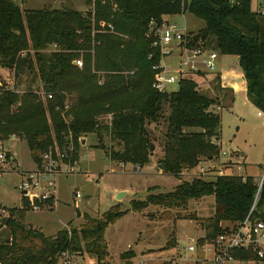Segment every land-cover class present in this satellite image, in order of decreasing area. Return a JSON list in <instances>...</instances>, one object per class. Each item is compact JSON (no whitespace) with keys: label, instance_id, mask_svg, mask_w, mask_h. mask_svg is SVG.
Returning a JSON list of instances; mask_svg holds the SVG:
<instances>
[{"label":"trees","instance_id":"16d2710c","mask_svg":"<svg viewBox=\"0 0 264 264\" xmlns=\"http://www.w3.org/2000/svg\"><path fill=\"white\" fill-rule=\"evenodd\" d=\"M184 2L116 0L114 9L110 2L97 0L95 12L83 14L72 9L23 12L12 0H0V68L14 71L16 79L24 75L38 79L46 94H53L44 103L32 89L23 94L4 91L0 96V144L13 136L23 137L33 162L41 167L43 154L57 153L55 143L60 150L68 148L74 163L88 135L102 138L108 133L112 143L123 146L122 151L111 148V161L141 167L150 162L153 145L146 127L160 122L167 107L170 113L165 118L167 132L158 168L182 179L202 161L220 160L222 117L212 109L215 100L201 94L197 84L186 78L176 92L161 94L153 89V66L160 63V55L146 37L149 22L160 24L165 16L183 14ZM187 13L205 22L199 40L194 38L193 44L214 43L220 54L237 57L247 83V97L264 112V14L253 12L252 0H189ZM102 21L105 26H101ZM110 25L115 32L110 31ZM53 46L56 50L47 55L46 50ZM79 57L83 59L82 69L74 64ZM143 80L145 89L149 80L152 90L144 91L140 102L125 98ZM0 86L6 88L1 79ZM73 95L76 103L68 113L75 117L68 124L61 115ZM121 102L110 124L105 126L94 118L96 111L108 109L106 105ZM257 193L254 177L181 180L173 192L133 201L132 211L162 208L156 219L173 221L168 247L174 248L177 217L173 209L214 196L213 217L198 220L189 216L200 221L205 237L213 240L223 232V224L240 223L249 216ZM26 211L10 209L9 216L0 220V228L9 230L7 239L0 242V264H60L61 255L67 252L86 259L94 257L96 264H108L106 230L127 213L115 206L99 218L86 214L79 227L69 225V229L47 236L24 225ZM263 212L264 184L252 217ZM133 257V251L122 255L125 264H132Z\"/></svg>","mask_w":264,"mask_h":264},{"label":"rangeland","instance_id":"374dc122","mask_svg":"<svg viewBox=\"0 0 264 264\" xmlns=\"http://www.w3.org/2000/svg\"><path fill=\"white\" fill-rule=\"evenodd\" d=\"M23 12L28 10H64L72 9L83 14L95 12V2L97 0H12ZM105 1V0H100ZM115 9L116 0H106ZM252 10L256 13L264 12V0H252ZM173 24H177L180 30L185 29L191 37L196 38L199 32L205 28V22L197 19L190 13L177 16H165ZM106 22L102 21L101 26ZM115 32V31H114ZM197 35V36H196ZM123 38L127 36L119 35ZM207 51H216L219 54L217 70L208 72L203 70L199 73L187 74L183 77L193 80L197 84L198 91L215 100L212 107L214 112L222 117L220 160H204L199 167L191 172H185L182 179L160 172L157 165L162 157L163 146L167 124L165 118L168 117L170 110L165 108L164 118L158 123L148 124L147 130L153 140L154 155L151 156L149 163L137 169L134 164H124L111 161L108 152L113 148L115 151H122L123 146L119 143H112L109 134L102 138L95 134L88 135L80 150L78 165L72 174H61L57 178L56 198L58 205L54 209H44L42 211H26L24 225L28 228L39 230L47 236H54L59 231L66 229L69 225L79 227L83 222V215H90L94 218L101 217L115 206H119L123 212H127L120 220L110 225L106 230V240L110 256L108 264H125L122 255L133 251L134 257L132 264H193L182 260L173 262L172 259L181 253L184 258L193 259L194 255L186 253V249L193 245V240H197L205 235L198 220L213 217L215 213V197L208 196L201 199L192 200L184 209H173L174 216L177 217L176 241L174 248L168 247L170 235L174 231L173 221H157L156 216L163 212L162 208L150 206L142 212L132 211L133 201H145L151 194L173 192L182 181H192L200 177L205 180H214L217 172L223 170L225 174L243 177H261L264 175V115L258 116L257 109L248 99L244 89L235 91L227 83L217 86L219 78L223 73H241L237 57L225 56L219 53L214 43H200ZM174 47V46H173ZM175 49V47H174ZM56 50L55 46L46 50L47 55ZM177 50L174 55L164 60L163 64L175 69L179 65V54ZM78 60L83 61L82 57ZM82 69V68H80ZM133 75L132 72H129ZM128 76V73L125 72ZM244 75V74H243ZM0 79L6 88L23 94L29 89L39 93V97L45 103L46 92L38 79L26 75L16 79L12 70L0 68ZM136 80L137 77L135 78ZM146 84L143 80L142 85L126 95L140 102L144 96V91L152 90L150 81ZM247 90V83L245 85ZM179 83L168 86V93L176 92ZM68 102L72 105L76 103V95L69 97ZM122 106L120 104L106 105L105 111H96L94 118L101 121L103 118L112 115ZM72 107V106H71ZM70 107V109H71ZM69 109V110H70ZM94 108L93 110H95ZM63 112L61 115L66 123L74 120L75 114ZM105 126L107 124L103 123ZM2 147L9 152L10 159L7 162V173L3 177L0 185V207L8 212L10 209H19L22 197L17 190L19 178L11 170L28 171L35 169L26 140L23 137L13 136L6 140ZM58 153L68 152L64 147L60 150L58 144H54ZM62 151V152H60ZM227 156L224 157L223 154ZM246 157V160L242 158ZM62 155V154H61ZM71 156V154H68ZM242 164V168L239 166ZM223 165V166H222ZM201 167L205 173L202 175ZM76 193H80V201L76 198ZM123 196L117 200L118 194ZM196 216L198 220H191L189 216ZM9 216V215H8ZM6 216V217H8ZM2 217H0V220ZM71 223V224H70ZM65 224V226H64ZM9 230L6 227L0 228V242L7 239ZM88 259L76 256L73 259L75 264H96V259L87 256ZM60 264H62L60 259Z\"/></svg>","mask_w":264,"mask_h":264},{"label":"built area","instance_id":"2783aa9c","mask_svg":"<svg viewBox=\"0 0 264 264\" xmlns=\"http://www.w3.org/2000/svg\"><path fill=\"white\" fill-rule=\"evenodd\" d=\"M109 29L112 33L114 32L111 25ZM146 37L151 40V47L160 55V63L153 66V89L158 93L170 94L167 91L168 86L180 84L187 74L199 73L203 70L208 72L217 70L219 54L216 51H207L203 45H194V37H191L186 29L185 32L180 30L177 24H173L168 19H164L160 24L151 20ZM176 50L180 59L179 65L173 69L163 62L166 58L173 56ZM74 64L79 68L84 66L81 60H76ZM7 90L11 89L0 86V96ZM45 97L46 100H51L53 94H46ZM71 106L72 104L67 102L64 110H69ZM60 109L57 107V110ZM263 115L264 112L259 111L258 116L262 117ZM111 120L112 117L108 116L103 118L101 122L110 124ZM69 151H72V148H69ZM223 156L226 157L227 155L224 153ZM8 160V152L0 145V185H2L4 175L8 172L6 168ZM70 160L67 151L58 154L49 151L43 154L41 167L28 171L11 170V173L16 174L19 178L17 190L22 197L20 209L26 208L28 211L38 212L48 208L52 201H56L57 178L61 174H72L78 165L79 160L74 163H71ZM120 166L124 167V164L121 163ZM241 168L242 164L239 166V169ZM137 169H140V166H137ZM200 170L203 175L205 173L204 168L201 167ZM184 174L186 175V173ZM216 174L217 176L228 175L223 170ZM200 176L197 178H201ZM254 180L258 185V193L249 216L240 223L223 224V232L213 240L207 239L205 235L193 240L194 244L186 249V253L194 255L195 258H184L181 253H178L172 259V263L184 260L193 264H264V212L256 218L252 217L263 188L264 175L256 177ZM76 198L80 201L81 194L76 193ZM8 215L9 212L0 207V217L4 218ZM75 257V254L63 253L61 262L62 264H75L73 263Z\"/></svg>","mask_w":264,"mask_h":264},{"label":"water","instance_id":"95a60500","mask_svg":"<svg viewBox=\"0 0 264 264\" xmlns=\"http://www.w3.org/2000/svg\"><path fill=\"white\" fill-rule=\"evenodd\" d=\"M188 6H189V0H185L184 6H183V14L188 12ZM199 40V37H196V41ZM222 83L230 84L236 91L239 90L240 86L245 83V77L234 75V74H223L221 75L220 81L218 82L217 86H221ZM154 149L155 147L151 146V155H154ZM123 196L122 193L118 194L117 200H119ZM9 218H6L5 225L7 224Z\"/></svg>","mask_w":264,"mask_h":264},{"label":"crops","instance_id":"0c3cea01","mask_svg":"<svg viewBox=\"0 0 264 264\" xmlns=\"http://www.w3.org/2000/svg\"><path fill=\"white\" fill-rule=\"evenodd\" d=\"M223 74H234V75H239V76H244L243 74H244V72L243 71H241V73H235V72H228V73H223ZM222 74V75H223ZM245 85H246V81H245V83H243L242 85H241V89H244L245 90V92H246V94H247V90H246V87H245ZM236 91V90H235ZM84 145V144H83ZM8 155H9V152H8ZM241 156L243 157V159L244 160H246V157L244 156V155H242L241 154ZM9 159H10V155H9ZM36 167V165H34V168ZM157 167H158V165H157ZM141 168V167H140ZM159 169V168H158ZM159 171L160 172H162L160 169H159ZM22 203V202H21ZM57 205H58V200H57V198H56V201H52L50 204H49V206H48V208H46V209H54V208H56L57 207ZM20 209V208H19ZM64 226H65V224H64Z\"/></svg>","mask_w":264,"mask_h":264}]
</instances>
